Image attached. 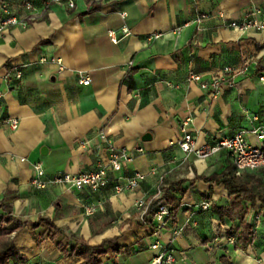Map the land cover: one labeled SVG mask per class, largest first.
Listing matches in <instances>:
<instances>
[{
    "label": "crops",
    "instance_id": "1",
    "mask_svg": "<svg viewBox=\"0 0 264 264\" xmlns=\"http://www.w3.org/2000/svg\"><path fill=\"white\" fill-rule=\"evenodd\" d=\"M8 1L23 16H29L24 4L32 3L37 16L27 28L0 35V203L27 222L11 236L27 264H84L78 240L91 247L113 241L102 264H151L157 242L173 251L175 264H264L260 203L246 216L255 238L244 250L227 236L238 221L222 225L213 212L230 206L224 185L198 179L233 168L228 153L203 161L175 144L187 120L198 146L264 126V30L233 27L247 14L264 20V0H108L93 6L76 0L75 9L50 0ZM124 27L131 31L125 38ZM109 31L121 39L117 45ZM226 67L247 71L215 98L191 81L193 74L203 81L222 76ZM15 68L20 81L8 77ZM87 78L90 84L82 85ZM101 131L117 149L134 154L106 188L31 185L36 163L48 177L95 170L108 155ZM136 173L146 177L140 187L117 193ZM161 181L162 194L170 184L185 183L173 193L179 199L177 207L170 205L175 220L157 230L142 214ZM88 205L97 209L92 217L85 214ZM2 218L0 211V235Z\"/></svg>",
    "mask_w": 264,
    "mask_h": 264
},
{
    "label": "built area",
    "instance_id": "2",
    "mask_svg": "<svg viewBox=\"0 0 264 264\" xmlns=\"http://www.w3.org/2000/svg\"><path fill=\"white\" fill-rule=\"evenodd\" d=\"M87 5L93 6L96 3L105 2L108 0H84ZM51 5H64L69 9L76 8V0H50ZM24 10L29 13V16H23L15 12L8 0H0V35L5 31L14 28H27L30 21H34L37 16L35 12V6L27 2L24 4ZM122 19H126L125 13L121 14ZM202 18L198 19V23L202 22ZM235 29L241 32H247L249 30L262 31L264 30V20H258L253 14H247L245 18L238 24L233 26ZM109 38L112 43L117 45L121 39L116 35L115 31L108 32ZM123 38L131 35V31L128 27L122 29ZM155 39L159 36H155ZM45 61V60H44ZM59 64V62H58ZM133 63L129 64L131 68ZM246 69L239 71L234 70L230 67H226L223 70V75L214 77L211 80L203 81L200 75H191V81L201 83L203 90L209 92V97L215 98L219 93L223 91V86L228 85L229 87L234 86V78L237 75L245 74ZM13 76L16 80L20 81L23 77L20 69H13L12 74L8 77ZM261 82H264V77L260 78ZM90 79H82L81 84L88 86ZM1 96V93H0ZM187 120L183 123L181 131L183 136L175 144L178 146L180 151L186 155H195L200 160H208L219 153L225 151L230 156L236 171V175L243 177L246 174H258L264 171V126H261L252 131H241L228 138H220L211 145L198 146L197 140L188 132ZM10 127L13 130H17L19 123L16 120L11 121ZM253 136L255 143H253L249 137ZM99 140L107 147V157L100 159L97 167L93 171H81L78 174H59L54 177H48L42 163H36L33 166L34 176L31 180V185L39 190L46 189L50 186H61L69 190L85 191L91 190L98 192L106 188L111 182V176L122 171L125 164L131 163L134 160V154L127 151L126 149H117L105 131H101L98 134ZM89 141L82 142V145H88ZM137 154H143L144 149L138 148ZM146 179L145 175L136 173L135 176L127 182L122 188L116 187L117 193H121L124 189L129 191L136 190L140 187L141 183ZM162 184L158 188L157 194L153 197V201L159 199L162 196ZM152 201V202H153ZM150 206V205H149ZM148 207L145 208V203L139 204L140 208H145L142 217L146 214ZM205 210L209 209L210 206L205 204L203 206ZM97 213L96 207L88 205L85 207V214L87 217H92ZM175 220V213L173 208L163 203L157 210L153 223L157 230L164 229L168 223ZM177 232V231H176ZM229 242L236 244V239L233 237L229 238ZM152 250L156 251L151 264H175V258L173 251L168 246H163L159 242L151 246Z\"/></svg>",
    "mask_w": 264,
    "mask_h": 264
},
{
    "label": "trees",
    "instance_id": "3",
    "mask_svg": "<svg viewBox=\"0 0 264 264\" xmlns=\"http://www.w3.org/2000/svg\"><path fill=\"white\" fill-rule=\"evenodd\" d=\"M92 9V8H91ZM206 183L221 184L229 194V207H213V212L217 215L222 225L227 223V220L238 221L237 226L229 229L227 236L236 239L237 246L242 249H247L255 238L254 227L246 221V216L249 215L250 209L260 203L261 209L264 211V186L263 182L254 175L239 177L236 175L235 167L231 168L223 175H214L209 178L199 177ZM185 181L173 183L165 187L162 196L154 200L143 220L146 223H151L160 205L166 203L168 205L178 206L179 199L173 195L177 191H182V185ZM174 213L175 209L173 208ZM0 211L3 212L1 223L3 229L0 235V264H27V259L17 250L12 239V234L21 231L27 222H23L13 215L11 205L5 202L0 203ZM176 217V214H175ZM41 222H47L46 219ZM35 227L37 225H34ZM77 254L84 259V264H102L101 256L106 254L107 245L113 246V241L104 242L100 247H91L83 240L77 241ZM225 262L226 260L223 259Z\"/></svg>",
    "mask_w": 264,
    "mask_h": 264
},
{
    "label": "rangeland",
    "instance_id": "4",
    "mask_svg": "<svg viewBox=\"0 0 264 264\" xmlns=\"http://www.w3.org/2000/svg\"><path fill=\"white\" fill-rule=\"evenodd\" d=\"M257 177L259 178V181L263 182V186H264V173L258 175Z\"/></svg>",
    "mask_w": 264,
    "mask_h": 264
},
{
    "label": "water",
    "instance_id": "5",
    "mask_svg": "<svg viewBox=\"0 0 264 264\" xmlns=\"http://www.w3.org/2000/svg\"><path fill=\"white\" fill-rule=\"evenodd\" d=\"M149 136H150L149 134L145 135V137H144V140H146V139H147V137H149Z\"/></svg>",
    "mask_w": 264,
    "mask_h": 264
}]
</instances>
